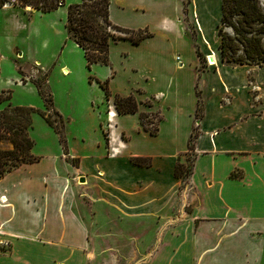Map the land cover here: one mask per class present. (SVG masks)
Returning <instances> with one entry per match:
<instances>
[{
	"label": "crops",
	"instance_id": "obj_1",
	"mask_svg": "<svg viewBox=\"0 0 264 264\" xmlns=\"http://www.w3.org/2000/svg\"><path fill=\"white\" fill-rule=\"evenodd\" d=\"M76 1L82 0H64L50 11L0 5V91L13 90V104L46 109L30 69L48 71L55 46L68 36V5ZM221 15L222 0H111L113 22L150 27L152 34L140 42L112 40V63L91 64L96 75L88 91L70 89L63 96L48 71L52 109L65 118L67 149L34 112L33 123L44 131L34 136L30 129L39 159L0 176V195L6 197L0 201V264H96L110 247L123 244L147 253L132 264H264V64L222 58ZM189 21L203 47L206 30H215L218 59L201 69L194 49V60L188 57L192 75L180 82L171 71L184 66L177 51L192 37ZM71 41L74 49L78 44ZM121 42L137 51L136 66L149 77L118 88L112 53ZM72 61L64 50L55 65L61 79L71 73ZM20 72L23 83L16 82ZM101 82L113 98L133 94L138 100L137 111L116 115L110 146H120L114 155L103 132L107 106L97 103L107 97ZM7 105L3 101L0 108ZM142 111L160 114L156 133L142 126ZM198 113L191 148L194 195L188 201L178 193L176 164L184 163Z\"/></svg>",
	"mask_w": 264,
	"mask_h": 264
},
{
	"label": "trees",
	"instance_id": "obj_2",
	"mask_svg": "<svg viewBox=\"0 0 264 264\" xmlns=\"http://www.w3.org/2000/svg\"><path fill=\"white\" fill-rule=\"evenodd\" d=\"M4 0H0V5ZM18 4L32 5L42 11L56 9L64 0H18ZM111 0H82L68 5L66 27L68 37L72 38L85 52L90 67L92 63L110 64V43L118 38H130L140 42L152 33L146 28L132 29L121 26L110 18ZM233 29L234 34L227 31ZM121 32L123 34H117ZM218 35L222 58L225 61L240 64H264V10L259 0H222V15L219 22ZM22 72V71H21ZM48 71L39 80H32L45 100L46 109L52 107L53 94L46 84ZM42 84L46 88L43 89ZM106 89L107 97L111 95L105 82H101ZM12 90L0 91V103L8 101V105L0 108V176L17 168L23 163L39 159L32 151L34 139L30 134L33 126L32 114L39 109L28 105L13 104ZM114 101L119 113L135 112L138 110V100L135 95H114ZM46 109H40L41 114L58 132L64 150L67 149L65 135V119L58 114L56 121ZM148 112L140 113L142 126L152 133H156L158 125L153 128L146 126ZM151 122V121H149ZM183 163L176 164V173L183 167Z\"/></svg>",
	"mask_w": 264,
	"mask_h": 264
},
{
	"label": "rangeland",
	"instance_id": "obj_3",
	"mask_svg": "<svg viewBox=\"0 0 264 264\" xmlns=\"http://www.w3.org/2000/svg\"><path fill=\"white\" fill-rule=\"evenodd\" d=\"M260 1V6L264 10V0H259ZM77 2V1H76ZM80 2V1H78ZM77 2V3H78ZM75 3V2H74ZM188 32L192 37L188 36L187 42L185 46H180L178 49V54L182 55V60L184 61V66L183 68H178V70L173 69L171 71V75L176 77L177 79L180 80V82L183 79H187L188 75H192L193 68H190L192 66L188 65V57L190 56L191 59L190 61L192 62L194 60V49H196L197 54L201 57V62L202 64L200 65L201 69H205L207 66H215L216 61L218 59V56L216 57V51H217V45H218V35L215 32V30L208 28L205 32V35L203 37V45L200 44L197 40L196 32L193 30L192 24L189 21L188 22ZM148 30H150V27H147ZM227 31L230 34H234L233 29L231 27L226 28ZM151 31V30H150ZM117 34H123L121 32H116ZM59 34V30L57 29V32L53 31V35L55 36V43L57 41V37ZM65 35V34H64ZM207 36V38H205ZM72 39L67 37H64L62 41L60 42V45L57 49V45L55 46V49L57 50L56 52V58H54L52 61L47 64L46 69L49 71L50 74V79L51 82H54L55 87L60 90L62 95L64 96L65 93L70 90V89H75L77 92H79V89L81 92L83 91H88L89 88V81L92 80L96 74L94 73L93 65L90 67L88 66V62H85L84 58V53L81 47L74 46V49H71L70 43ZM220 40V39H219ZM39 44L40 42L42 43V39H39ZM73 43V42H72ZM127 44H130L128 42H121L119 43V46L115 48V52L113 54V65L116 70V77L114 81V86L121 88L124 85H126L127 80L134 79V80H142L145 81L149 75L146 73V71H143L144 69H141L140 66H136L138 63V56H137V51H133V47L129 46ZM66 45H69V48H66ZM123 45L125 48L123 49ZM195 47V48H194ZM69 50V52L72 55L73 61L71 63L72 71L70 74H67L63 76V78H60L59 72L57 69H55V65L57 63L58 58L62 55L64 50ZM122 50L125 54H127V57L125 58L122 56ZM82 51V52H81ZM111 60V59H110ZM181 60V61H182ZM136 61V63H135ZM180 62V61H178ZM112 63V60H111ZM102 65H104L102 63ZM8 67V66H7ZM10 67V66H9ZM182 67V66H181ZM12 69V68H11ZM172 69V68H171ZM31 72L34 73V76L37 79H41L45 73L43 70H38L37 66L31 67ZM23 72V71H22ZM68 73V72H67ZM20 76L23 75V73H19ZM66 77V78H64ZM33 78V77H32ZM210 83V80L208 81V84ZM43 89L46 88L45 84H42ZM182 93L186 91L185 86L182 87ZM103 90V89H102ZM13 92V90H12ZM54 93V92H53ZM148 103L150 102L149 100L147 101ZM97 103H100L102 107L107 106L106 103V97L105 94L102 95V103L101 101H97ZM200 106L199 109L201 108V101L199 102ZM35 107V106H33ZM36 109H41L40 107H35ZM39 110H36L35 112L40 113ZM47 112H49L52 116V118L56 121L58 126H61L62 124L59 122V115L54 112L52 107L50 109H46ZM149 116L147 117V120L145 122L146 126L149 128H153L157 125L158 118L160 117V114L158 112L154 111H149ZM42 115V114H41ZM199 113L196 115L195 120H194V131L192 133V137L189 140V150L183 154V159L184 163L182 164L183 167L179 169V174L178 175L182 180L180 183V189H179V194L180 196L185 193L186 197H188V201L192 200L193 198V191L194 188L192 187V184H190V173L192 170L193 166V161H194V154L191 150L192 146L194 145L193 139L196 134V128L199 126ZM65 119V118H64ZM34 121V119H33ZM151 121V122H149ZM33 135L34 136H39L40 133H43L42 127L38 123H33ZM104 132V137L106 138L107 144L109 145L108 152L110 153V137L108 136L107 132L105 129H103ZM66 135V133H65ZM122 137L124 134H122ZM67 139V137H66ZM125 139V138H124ZM74 163H76V160H74ZM180 162H177V164ZM182 163V162H181ZM177 174V173H176ZM82 175V174H81ZM80 175L78 177L76 176L77 180H80ZM83 183V182H80ZM181 199V198H180ZM187 201V203H189ZM188 205V204H187ZM189 207V205L187 206ZM129 238V237H127ZM139 258L140 260L144 259L147 257V253H141L137 252L134 249H131V245L129 244H123V245H118V247H110V251L108 252V256H106L104 253L102 254L101 258L97 261L96 264H132V261L136 258ZM144 257V258H143ZM145 263V261H142L141 264Z\"/></svg>",
	"mask_w": 264,
	"mask_h": 264
},
{
	"label": "built area",
	"instance_id": "obj_4",
	"mask_svg": "<svg viewBox=\"0 0 264 264\" xmlns=\"http://www.w3.org/2000/svg\"><path fill=\"white\" fill-rule=\"evenodd\" d=\"M18 0H4L3 4H14L17 3ZM178 59H180V56H177ZM32 75H30L28 78H31ZM24 76H20L19 78L16 79L17 83H23L24 82ZM106 103H107V108L105 110V121L103 122V127L106 130L108 136L110 137V141L114 140V129L116 126V115L118 113L117 107L114 101V98L109 96L106 97ZM119 146L120 144H112L110 146V154L114 155L119 151ZM6 197L5 195H0V201L5 202ZM5 244V242H4Z\"/></svg>",
	"mask_w": 264,
	"mask_h": 264
},
{
	"label": "water",
	"instance_id": "obj_5",
	"mask_svg": "<svg viewBox=\"0 0 264 264\" xmlns=\"http://www.w3.org/2000/svg\"><path fill=\"white\" fill-rule=\"evenodd\" d=\"M81 181H84V177H81Z\"/></svg>",
	"mask_w": 264,
	"mask_h": 264
}]
</instances>
